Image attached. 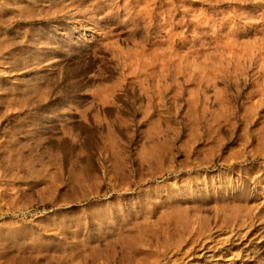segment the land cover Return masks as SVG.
Segmentation results:
<instances>
[{
    "label": "rangeland",
    "instance_id": "rangeland-1",
    "mask_svg": "<svg viewBox=\"0 0 264 264\" xmlns=\"http://www.w3.org/2000/svg\"><path fill=\"white\" fill-rule=\"evenodd\" d=\"M0 264H264V0H0Z\"/></svg>",
    "mask_w": 264,
    "mask_h": 264
}]
</instances>
